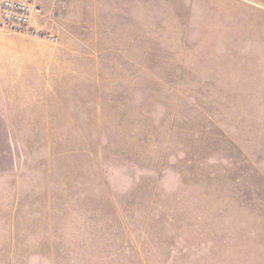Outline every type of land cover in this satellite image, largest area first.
I'll return each instance as SVG.
<instances>
[{"label":"rangeland","instance_id":"1","mask_svg":"<svg viewBox=\"0 0 264 264\" xmlns=\"http://www.w3.org/2000/svg\"><path fill=\"white\" fill-rule=\"evenodd\" d=\"M37 3L0 27V264H264V0Z\"/></svg>","mask_w":264,"mask_h":264},{"label":"built area","instance_id":"2","mask_svg":"<svg viewBox=\"0 0 264 264\" xmlns=\"http://www.w3.org/2000/svg\"><path fill=\"white\" fill-rule=\"evenodd\" d=\"M40 13L42 8L37 0H0V27L29 32L33 17Z\"/></svg>","mask_w":264,"mask_h":264}]
</instances>
